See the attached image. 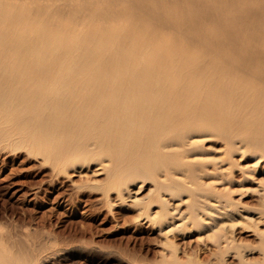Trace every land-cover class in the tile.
I'll return each mask as SVG.
<instances>
[{
    "label": "bare ground",
    "instance_id": "obj_1",
    "mask_svg": "<svg viewBox=\"0 0 264 264\" xmlns=\"http://www.w3.org/2000/svg\"><path fill=\"white\" fill-rule=\"evenodd\" d=\"M166 1L0 0V138L64 174L97 162L106 198L159 227L178 217L211 230L221 255L264 264V181L251 179L264 175V0H210L207 22L197 0ZM213 140L221 157L205 149ZM205 178L252 182L257 206ZM238 219L256 230L257 258L237 243ZM3 234L0 264L39 261Z\"/></svg>",
    "mask_w": 264,
    "mask_h": 264
},
{
    "label": "rangeland",
    "instance_id": "obj_2",
    "mask_svg": "<svg viewBox=\"0 0 264 264\" xmlns=\"http://www.w3.org/2000/svg\"><path fill=\"white\" fill-rule=\"evenodd\" d=\"M172 1L174 4H171ZM209 1H195L196 7L204 14L202 19L205 22L206 9L211 6ZM166 2L171 7L183 6L175 4V0ZM256 34L260 32L256 30ZM253 41L251 39L250 42ZM0 120V123H4L5 117ZM18 139L15 135L0 138V231L8 238L5 237L6 244L16 255L19 251L21 254L27 251L33 254L34 250H39L36 254L39 256L42 253L39 257L46 260L44 264H185L189 258L193 264H220L222 258L226 264H237V259L233 258L235 250L228 253L225 250V255L218 253L217 238L211 230L195 229L190 223L183 230L182 227L178 228L181 224L178 217L159 227L144 218L142 206L135 207L130 200L120 203L116 195L110 194L106 198L104 190L93 189L104 183L103 175L95 177L92 174L99 169V163L84 164L82 168L80 165L72 166L74 169L69 167L67 174H64L50 163H45L44 156L35 148ZM222 144L213 140L205 143V149L215 152L216 158L221 157L218 152ZM233 177L236 181H242L239 171H235ZM96 179L99 183L91 182ZM251 179L262 182L264 175H254ZM211 181L218 192L227 190L226 193L229 191V195L236 200L241 198L246 206H257L255 193L251 192L256 185L252 182L223 184L213 178L203 180L207 183ZM147 188H150V184L146 186L143 196L148 193ZM243 193L245 195L241 197ZM182 198L186 200L187 197L182 195ZM239 209L246 212L243 208ZM156 211L157 208H154L153 212ZM238 221L240 224L235 230L237 243L241 244V249L249 258H257L259 242L256 230L251 224L243 223L240 219ZM260 228L264 229L263 226ZM32 240V248L36 246L34 249L30 248ZM221 245L225 246L223 243ZM170 247L176 250L175 256ZM39 261L36 264H41Z\"/></svg>",
    "mask_w": 264,
    "mask_h": 264
}]
</instances>
